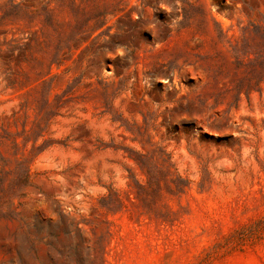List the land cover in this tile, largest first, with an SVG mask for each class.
I'll use <instances>...</instances> for the list:
<instances>
[{"label": "rangeland", "instance_id": "obj_1", "mask_svg": "<svg viewBox=\"0 0 264 264\" xmlns=\"http://www.w3.org/2000/svg\"><path fill=\"white\" fill-rule=\"evenodd\" d=\"M0 264H264V0H0Z\"/></svg>", "mask_w": 264, "mask_h": 264}]
</instances>
